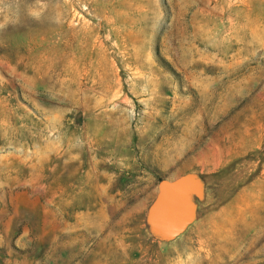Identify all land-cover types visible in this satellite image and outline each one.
Returning a JSON list of instances; mask_svg holds the SVG:
<instances>
[{
	"label": "rangeland",
	"instance_id": "rangeland-1",
	"mask_svg": "<svg viewBox=\"0 0 264 264\" xmlns=\"http://www.w3.org/2000/svg\"><path fill=\"white\" fill-rule=\"evenodd\" d=\"M0 264H264V0H0Z\"/></svg>",
	"mask_w": 264,
	"mask_h": 264
},
{
	"label": "water",
	"instance_id": "water-1",
	"mask_svg": "<svg viewBox=\"0 0 264 264\" xmlns=\"http://www.w3.org/2000/svg\"><path fill=\"white\" fill-rule=\"evenodd\" d=\"M206 195L207 179L198 171L160 179L143 216L149 237L163 243L178 238L199 218Z\"/></svg>",
	"mask_w": 264,
	"mask_h": 264
}]
</instances>
